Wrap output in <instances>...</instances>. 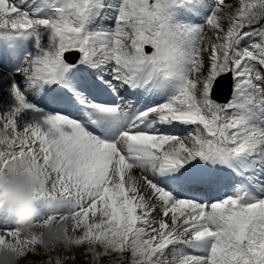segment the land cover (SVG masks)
<instances>
[{"label": "snow or ice", "instance_id": "1", "mask_svg": "<svg viewBox=\"0 0 264 264\" xmlns=\"http://www.w3.org/2000/svg\"><path fill=\"white\" fill-rule=\"evenodd\" d=\"M5 176L19 264H264V0H0Z\"/></svg>", "mask_w": 264, "mask_h": 264}, {"label": "clouds", "instance_id": "2", "mask_svg": "<svg viewBox=\"0 0 264 264\" xmlns=\"http://www.w3.org/2000/svg\"><path fill=\"white\" fill-rule=\"evenodd\" d=\"M42 187L29 176L13 178L5 176L0 178V203L11 210V219L20 229L27 233L34 227L37 208L33 204V189ZM64 223H49L43 226L42 239L48 244L55 240L63 239ZM20 254L18 250H12L10 246L0 247V264H19Z\"/></svg>", "mask_w": 264, "mask_h": 264}, {"label": "water", "instance_id": "3", "mask_svg": "<svg viewBox=\"0 0 264 264\" xmlns=\"http://www.w3.org/2000/svg\"><path fill=\"white\" fill-rule=\"evenodd\" d=\"M220 99H224V97H220Z\"/></svg>", "mask_w": 264, "mask_h": 264}]
</instances>
